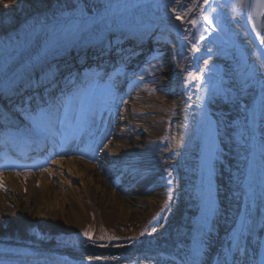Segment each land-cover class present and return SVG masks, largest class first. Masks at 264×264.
I'll use <instances>...</instances> for the list:
<instances>
[{
    "label": "bare ground",
    "instance_id": "bare-ground-1",
    "mask_svg": "<svg viewBox=\"0 0 264 264\" xmlns=\"http://www.w3.org/2000/svg\"><path fill=\"white\" fill-rule=\"evenodd\" d=\"M81 2L95 8L100 6L98 0H3L0 2V49L15 42L35 23L46 22L72 8L65 7L66 4ZM218 2L226 30L240 40L242 48L238 54L222 47L216 39L203 32L199 18L201 9L206 6L204 0H170L121 18L105 21L100 16L87 21L76 37L63 42H57L50 33L44 32L33 48L7 72L0 74L1 99L21 92L28 82L36 81V85L45 86L56 76L54 65L80 49L103 47L116 36L138 40L146 38L148 41L167 34L174 44L170 56L176 55V58L169 62L165 82H173L179 89L175 112L178 114V135L173 146L167 147V153L161 152V146L168 141L165 126L152 115L154 109L147 94L136 83L124 84L125 75L131 76L138 62L149 55L147 48L139 56H130V65L120 75L115 71L108 73L106 68L97 76L92 72L94 68H88L83 80L79 76L75 78L74 74L66 77L71 85L66 99L58 94L55 100L56 95L48 94L46 90L39 91L41 106L38 110L46 113L36 115L35 122L29 118L31 128H40L41 131L42 126L58 128V124L68 122L69 138L71 141L83 138L84 151L81 155L58 159L40 172L0 175V221L3 220L2 224L8 222V226L0 230V243L14 249L35 248L57 254L55 264H93L131 256L148 264H178L188 247L190 236L187 232L197 214L192 186L196 179L195 154L199 152L195 109L200 82L198 75L206 67L226 61L228 70L224 86L210 96V104L222 120L223 128L217 163L222 202L217 223L204 241L206 249L199 264H207L220 250L222 256L225 255L224 247L243 200L249 198L244 190L249 152L246 117L260 82L263 85L261 137L264 167V56L248 37L242 21L243 7L233 10L236 0ZM176 12L185 13L184 23L175 19ZM190 20L197 23H188ZM177 30L184 35L178 38ZM194 47L198 50L193 51ZM113 55L116 60L123 58L119 52ZM95 77L102 79L101 86L95 84ZM28 90L14 98L10 109L21 119L25 114L17 110L16 105L22 101L25 108L33 109L37 105L30 101ZM54 112L59 113L55 121L40 119ZM68 115L69 121L66 119ZM75 144L74 141L71 147ZM68 150L70 148L63 155H67ZM168 157L173 158L170 165L181 173V205L169 227L155 233L152 238L125 247L70 248L56 245L52 236L37 238L30 234L32 229L40 234L43 228L50 229L51 235L59 231H74L85 222L90 223L96 232V240L102 229H111L115 225L121 234L124 233L122 229L125 233L132 232L165 202L163 193L157 190L161 186L160 173ZM55 165L58 168L52 172ZM57 175L64 177L66 183L57 179ZM262 207L260 202L248 216V234L242 239L236 264L254 262ZM129 239L111 238L110 243H128Z\"/></svg>",
    "mask_w": 264,
    "mask_h": 264
},
{
    "label": "rangeland",
    "instance_id": "rangeland-1",
    "mask_svg": "<svg viewBox=\"0 0 264 264\" xmlns=\"http://www.w3.org/2000/svg\"><path fill=\"white\" fill-rule=\"evenodd\" d=\"M153 39L159 44L152 45L151 43L147 46L149 55L139 61L130 77H127L126 75L125 81L126 85L136 83L140 90L147 94L149 102L154 109L152 115L165 126L168 141L161 146V152L167 153V147L173 146L178 135V114L175 112L178 107L179 89L177 88V84L173 82H165V73L168 71L167 67L169 66V62L173 57L176 58V55L170 56L171 48L174 47V44L169 35L162 34L155 36ZM128 65H130V61L124 66V68H127ZM116 68L118 69L117 73L122 70L120 65H117ZM94 79H96V84H102V80H98L96 77ZM171 160L173 161V159L168 157L164 161V167L160 173L161 186L157 190L163 193L165 199L163 206L140 222L132 232L125 233L126 231L122 229L124 233L121 234L118 232V226L115 225V227L111 229H102L101 232L98 233V240H96V232L90 227V223L85 222L81 228L74 231H59L51 235L52 231L50 229L43 228L40 234L36 229H32L30 234L37 238L52 236V238H55L56 240V245H64L70 248L125 247L127 244L134 245L152 238L155 233L161 232L169 227L170 222L176 217L181 205L179 175L176 171V167L171 169ZM56 168H58V165L53 167L52 172ZM172 175L174 176L173 178ZM62 176H64V174ZM62 176L57 175L56 177L63 183H66ZM173 181H175L174 185L172 184ZM2 221H0V230L5 229L8 226V222H3L2 224ZM85 233L88 235H85ZM111 238L130 239L128 243H118L115 245L110 243Z\"/></svg>",
    "mask_w": 264,
    "mask_h": 264
},
{
    "label": "snow or ice",
    "instance_id": "snow-or-ice-1",
    "mask_svg": "<svg viewBox=\"0 0 264 264\" xmlns=\"http://www.w3.org/2000/svg\"><path fill=\"white\" fill-rule=\"evenodd\" d=\"M0 2H3V0H0ZM176 2H182V0H176ZM205 4L207 5L208 0H204ZM243 0H236V2L232 5L233 10H237L241 7H243ZM65 7H72L75 11L79 12V14L81 15V17H84V12L83 10L80 8V6L78 4H66ZM253 9H259V11L254 12ZM211 12H216V7H211L210 8ZM65 15H67L68 13H64ZM183 15H185V13H181V12H176L175 14V19L176 20H180L181 23H184L185 21L183 20ZM201 15H203V9H201ZM253 16L256 17H260V18H264V0H255L254 4L249 5V12H248V19L252 20ZM203 19L208 20L209 23H211V21L208 19L207 16H203ZM188 23L191 24H196L197 21L196 20H190L188 21ZM253 29H256V24L255 22H253L252 25ZM262 28H264V24L261 25ZM185 32L187 31L186 29L184 30ZM184 34L182 32H180L179 30H177V36L178 38L183 36ZM257 35L259 36L260 33L257 32ZM185 39H187L186 36H184ZM261 43L264 44V39H261ZM198 49H196L195 47L193 48V51H197ZM262 66H264V64H262ZM202 79V77H200ZM21 109L22 111L26 112L28 114V118L32 119L34 122L36 121V117L32 115L31 113V109L30 108H25L24 107V102H21ZM85 235H88L87 233H85ZM233 247L236 248L237 250L239 249V243H238V238L236 240H234L233 242ZM195 255L197 257H199L201 255V251L200 249H196L195 250ZM198 264V261H197Z\"/></svg>",
    "mask_w": 264,
    "mask_h": 264
},
{
    "label": "water",
    "instance_id": "water-1",
    "mask_svg": "<svg viewBox=\"0 0 264 264\" xmlns=\"http://www.w3.org/2000/svg\"><path fill=\"white\" fill-rule=\"evenodd\" d=\"M178 23H180V22H178Z\"/></svg>",
    "mask_w": 264,
    "mask_h": 264
}]
</instances>
